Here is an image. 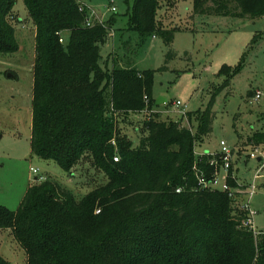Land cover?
Instances as JSON below:
<instances>
[{
    "label": "trees",
    "instance_id": "obj_1",
    "mask_svg": "<svg viewBox=\"0 0 264 264\" xmlns=\"http://www.w3.org/2000/svg\"><path fill=\"white\" fill-rule=\"evenodd\" d=\"M15 3L0 0V54L18 50L9 21ZM23 3L35 26L31 153L70 176L88 162L81 176L92 181L79 198L59 183L36 181L16 210L0 205V230H11L26 264H264L263 234L243 225L244 194L229 197L199 184L201 172L207 181L214 172L210 156L194 152L195 141L211 132L212 101L187 113L195 130L152 114L144 121L147 136L134 144L115 126V116L152 109L153 72L102 62L110 21L86 26V10L76 0ZM192 5L195 14L264 15V0ZM157 6L158 0L128 6L126 29L138 33L137 46L153 32L172 42L173 31L158 26ZM63 30L66 44L59 42ZM239 69L224 65L219 73ZM249 142L264 143V132ZM95 173L104 179L96 181ZM0 264L7 262L0 257Z\"/></svg>",
    "mask_w": 264,
    "mask_h": 264
},
{
    "label": "rangeland",
    "instance_id": "obj_2",
    "mask_svg": "<svg viewBox=\"0 0 264 264\" xmlns=\"http://www.w3.org/2000/svg\"><path fill=\"white\" fill-rule=\"evenodd\" d=\"M76 1L86 10L92 25L110 21L108 38L101 46L102 62L107 61L109 67L130 65L141 72L152 71L151 97L154 102L158 97L165 99L146 111L117 114L115 126L134 144L147 136L144 121L154 113H159L161 120H181L182 125H192L195 130V122H188L187 113L204 110L212 101V129L195 141V155L219 152L221 140L233 150L230 173L242 185L257 186L243 200H249L255 236H264V169L262 177L253 178L264 162V143L249 142L255 133L264 132V15L240 18L212 12L195 14L192 0H158L156 21L159 27L173 31L172 42L153 32L137 46L138 33L126 29L128 6L134 0ZM9 21L15 27L18 50L0 54V205L16 210L28 187L40 182L36 180L40 175L79 198L92 185L91 179L81 176L88 162L70 176L55 162L31 153L35 26L23 0H16ZM256 34L261 36L252 43ZM58 35L66 44L69 32L63 30ZM125 41L128 44L124 45ZM224 65L232 72L239 65L240 69L221 75L219 70ZM257 91L260 97L255 99ZM176 101L181 105L175 106ZM255 148L261 160L249 158ZM94 176L96 181L104 179L98 173ZM0 257L7 264H26L25 251L10 229L0 230Z\"/></svg>",
    "mask_w": 264,
    "mask_h": 264
},
{
    "label": "built area",
    "instance_id": "obj_3",
    "mask_svg": "<svg viewBox=\"0 0 264 264\" xmlns=\"http://www.w3.org/2000/svg\"><path fill=\"white\" fill-rule=\"evenodd\" d=\"M81 6V5H80ZM83 10L84 8L81 6L80 8ZM114 10V8H112ZM85 25L86 26H92L90 20L88 17L85 19ZM60 42H63V39L60 38ZM260 97V93L257 91L255 94V99H258ZM181 103L179 101L175 102V106H180ZM209 155L210 158L208 160L209 166L214 167V172L212 174V177L210 178L209 181H207L204 177V173L201 172L200 175H198L199 178V184L202 187L206 188H211V189H217L220 191H224L228 194L229 197H234L236 193H242L244 196H250L257 188V186L252 183L248 185H242L240 184L236 178L235 175L230 173V169L232 167V156H233V150L229 149L225 141L221 140L219 142V152L217 153H204L203 155ZM202 156V154H201ZM249 158L251 159H257L261 160V156L258 154L257 155V149L255 148L254 152L249 153ZM114 161L118 160V157L115 156ZM264 169V162L262 165L256 170L254 174V181L257 180L258 178L262 177L261 176V171ZM31 171L33 173H38L37 169H32ZM233 179L236 181L237 186L236 187H231L230 184L228 183V179ZM36 180L44 181L45 176L40 175L36 178ZM179 191V189H177ZM245 198V197H244ZM249 201V200H248ZM246 202L243 200L241 203V208L245 211H247V217L243 222V225L251 229L252 231L255 230L253 226V221H252V213L250 211L249 207V202Z\"/></svg>",
    "mask_w": 264,
    "mask_h": 264
},
{
    "label": "water",
    "instance_id": "obj_4",
    "mask_svg": "<svg viewBox=\"0 0 264 264\" xmlns=\"http://www.w3.org/2000/svg\"><path fill=\"white\" fill-rule=\"evenodd\" d=\"M8 76H12V74H8ZM165 102V99L164 98H162V97H158L157 99H156V101H155V104L156 105H159V104H162V103H164Z\"/></svg>",
    "mask_w": 264,
    "mask_h": 264
},
{
    "label": "crops",
    "instance_id": "obj_5",
    "mask_svg": "<svg viewBox=\"0 0 264 264\" xmlns=\"http://www.w3.org/2000/svg\"><path fill=\"white\" fill-rule=\"evenodd\" d=\"M243 199H244V197H243Z\"/></svg>",
    "mask_w": 264,
    "mask_h": 264
}]
</instances>
